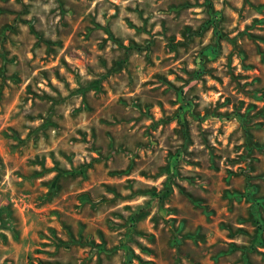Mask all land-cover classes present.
<instances>
[{"label": "rangeland", "instance_id": "rangeland-1", "mask_svg": "<svg viewBox=\"0 0 264 264\" xmlns=\"http://www.w3.org/2000/svg\"><path fill=\"white\" fill-rule=\"evenodd\" d=\"M0 264H264V0H0Z\"/></svg>", "mask_w": 264, "mask_h": 264}]
</instances>
